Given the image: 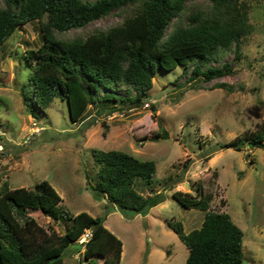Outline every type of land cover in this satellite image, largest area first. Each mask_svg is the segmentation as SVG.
<instances>
[{"label": "rangeland", "instance_id": "rangeland-1", "mask_svg": "<svg viewBox=\"0 0 264 264\" xmlns=\"http://www.w3.org/2000/svg\"><path fill=\"white\" fill-rule=\"evenodd\" d=\"M246 1L252 30L242 41V56L235 58L228 50L207 63L228 61L232 72L211 80L199 76L198 85L192 86L191 67L158 68L147 96L138 103L95 102L78 121L71 120L68 103L60 96L44 108L34 103L35 115L23 104L19 88L30 74L23 53L38 47L43 37L36 19L18 26L4 42L0 60V180L11 186L49 180L64 209L99 215L121 238L120 264H185L188 248L166 220L181 221L185 231L198 227L205 211L180 204L173 192L195 193L201 187L213 194L209 209L227 211L243 230L239 264H264V148L247 142L240 149L217 148V143L234 138L246 140L264 120V1ZM121 14L112 9L67 33L107 26ZM220 81L228 86L215 84ZM115 89L127 93L123 85ZM161 128L168 137L154 138ZM93 147L154 159V177L160 181L154 188L161 200L144 215L95 195L90 187L96 175ZM30 213L60 232L70 223L38 210ZM82 240L81 235L64 249L65 263L80 259L87 264ZM92 264L104 263L94 258Z\"/></svg>", "mask_w": 264, "mask_h": 264}, {"label": "trees", "instance_id": "trees-1", "mask_svg": "<svg viewBox=\"0 0 264 264\" xmlns=\"http://www.w3.org/2000/svg\"><path fill=\"white\" fill-rule=\"evenodd\" d=\"M112 9L122 11L120 20L67 33ZM248 9L246 0H0V60L6 39L21 24L36 19L43 40L23 53L30 74L19 88L22 102L35 115L34 103L44 108L60 96L68 103L71 120L78 121L95 102L138 103L147 96L158 68L191 67L192 86L198 85L199 76L211 80L232 72L228 61L207 63L228 50L235 58L242 56V41L252 30ZM215 84L228 86L224 81ZM119 85L125 86V95L116 91ZM155 137H168V132L161 128ZM244 142L264 148V120L246 140L234 138L217 143V148L240 149ZM91 152L96 175L90 187L95 195L142 214L161 200L154 188L160 183L154 177V159L120 148L93 147ZM173 195L180 204L205 211L200 225L188 231L181 221L166 220L188 248L185 264H239L243 230L227 211L209 209L212 192L198 187L195 193L175 190ZM61 200L45 178L31 186L0 180V264H67L64 249L79 242L86 230L89 236L80 243L87 264L94 258L120 264L121 238L99 215L71 213ZM30 210L70 223L60 232L40 224Z\"/></svg>", "mask_w": 264, "mask_h": 264}, {"label": "built area", "instance_id": "built-area-1", "mask_svg": "<svg viewBox=\"0 0 264 264\" xmlns=\"http://www.w3.org/2000/svg\"><path fill=\"white\" fill-rule=\"evenodd\" d=\"M83 238L86 239L89 236V230H86L83 234H82Z\"/></svg>", "mask_w": 264, "mask_h": 264}, {"label": "crops", "instance_id": "crops-1", "mask_svg": "<svg viewBox=\"0 0 264 264\" xmlns=\"http://www.w3.org/2000/svg\"><path fill=\"white\" fill-rule=\"evenodd\" d=\"M155 206V205H154ZM153 207V206H152ZM152 207H150V208H152ZM144 215H146V213L144 214ZM122 257V256H121Z\"/></svg>", "mask_w": 264, "mask_h": 264}, {"label": "clouds", "instance_id": "clouds-1", "mask_svg": "<svg viewBox=\"0 0 264 264\" xmlns=\"http://www.w3.org/2000/svg\"><path fill=\"white\" fill-rule=\"evenodd\" d=\"M85 240V239H84ZM83 241V240H82Z\"/></svg>", "mask_w": 264, "mask_h": 264}]
</instances>
